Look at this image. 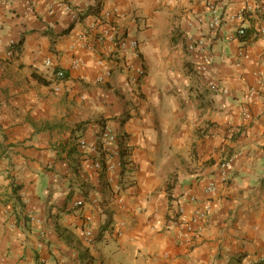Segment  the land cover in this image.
Here are the masks:
<instances>
[{"label": "crops", "instance_id": "1", "mask_svg": "<svg viewBox=\"0 0 264 264\" xmlns=\"http://www.w3.org/2000/svg\"><path fill=\"white\" fill-rule=\"evenodd\" d=\"M262 29L264 0H0L1 44L17 41L0 53V264H262ZM105 126L124 153L112 181L78 145Z\"/></svg>", "mask_w": 264, "mask_h": 264}, {"label": "built area", "instance_id": "2", "mask_svg": "<svg viewBox=\"0 0 264 264\" xmlns=\"http://www.w3.org/2000/svg\"><path fill=\"white\" fill-rule=\"evenodd\" d=\"M28 9L31 10V4H28ZM65 8L69 11H71V7L70 6H65ZM207 8L210 14V18L208 19V21L206 22L207 27L210 29H215L221 22V18L219 15V12L217 10V7L212 3L209 2L207 3ZM110 12L107 11L106 14H109ZM73 19L77 18V15L75 13L71 14ZM104 34H107L108 31L104 30L103 31ZM238 35H243L244 34V29L241 28L237 31ZM262 35H264V29L261 30ZM112 35L110 36V39H112ZM137 41L136 40H127L124 38H118L116 40L115 43V47H117V50L119 51V53L121 55L124 54L125 51H127V49H131V50H136L137 48ZM17 41L9 38L6 43L5 46L3 47L1 44V40H0V53L3 52L5 57L7 59L11 58L17 51ZM188 49L189 50H199V51H203L204 50V41L203 40H197V41H193L190 42L188 45ZM246 56V55H245ZM208 58H204V62H207ZM81 63V61L76 60L72 62V67L76 68L79 64ZM46 67H50L51 62L49 59H46L44 62ZM111 68L109 66H105V75L108 76L110 74ZM137 75L140 76L143 71L141 69L136 70ZM53 75H55V78L57 79H62L64 77V72L62 70H55ZM260 75V74H259ZM103 75L98 76L96 78L97 81H102L103 79ZM137 79V77H132L131 82H135ZM257 86L259 88H263L264 87V78L261 76L258 77L257 80ZM55 90H58V87L54 88ZM209 89L210 91L214 92V93H222V94H228V90L227 89H221L219 88L216 84L214 83H210L209 84ZM252 94L251 92L245 96V101L251 100ZM243 110H245L243 108ZM246 113V112H245ZM246 116V115H245ZM78 145L81 148V150L83 151H87V152H92L93 154H97V158L93 161V167L96 168L97 170H101V171H105L106 173H108V180L112 181V176L114 173H116L118 170H120L123 165H124V157H123V149L120 146L119 143V138L117 136V134L110 128V127H104L100 134H99V143L97 145L91 146L87 143L86 140L81 139L78 141ZM233 157H227L224 160L220 161L219 163V176L220 178L224 181L225 177H226V170L227 167H229V164L231 163ZM129 160V159H128ZM216 190V183L214 180H209L204 188V192L206 194H210L212 192H214ZM82 204L81 200H77L74 205L80 206ZM209 209V206L205 203H202L201 208H196L195 210H193L192 215H191V220H185L184 222H182L181 220L178 221L183 223V230L185 231L184 236L188 237L192 232H193V223L194 222H200L202 220L205 219L206 217V213ZM184 212V209L180 206H174L172 209V215L173 217L176 219L177 217H180V215ZM2 213L0 212V215ZM85 238L88 242H90L92 240V233L88 230L85 232ZM262 264L264 263V259H261L260 261Z\"/></svg>", "mask_w": 264, "mask_h": 264}]
</instances>
